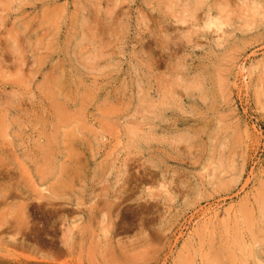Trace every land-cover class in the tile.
<instances>
[{"label":"rangeland","instance_id":"rangeland-1","mask_svg":"<svg viewBox=\"0 0 264 264\" xmlns=\"http://www.w3.org/2000/svg\"><path fill=\"white\" fill-rule=\"evenodd\" d=\"M202 1L0 0V264H264V0Z\"/></svg>","mask_w":264,"mask_h":264},{"label":"bare ground","instance_id":"bare-ground-1","mask_svg":"<svg viewBox=\"0 0 264 264\" xmlns=\"http://www.w3.org/2000/svg\"><path fill=\"white\" fill-rule=\"evenodd\" d=\"M6 1H7V0H6ZM203 1H205V0H203ZM203 1H202V2H203ZM224 1H226V0H224ZM244 1H245V0H244ZM253 1H254V0H252V2H253ZM262 1H263V0H262ZM226 2H227V1H226ZM247 2H248V1H247ZM250 2H251V0H250ZM252 2H251L252 7H254ZM198 3H199V2H198ZM261 3H262V2H261ZM205 4H206V3H205ZM220 4H221V3H220ZM249 4H250V3H249ZM254 4H255V2H254ZM258 4H259V2H258ZM194 5H195V4H194ZM194 5H193V6H194ZM196 5H197V3H196ZM199 5H200V4H199ZM203 5H204V4H203ZM203 5H202V6H203ZM221 5H222V4H221ZM243 5H244V4H243ZM247 5H248V3H247ZM247 5L245 6L246 8H247ZM188 6H190V5H188ZM219 6H220V5H218L217 8H220ZM248 6H249V5H248ZM255 6H257V5H255ZM186 7H187V6H186ZM195 7H196V6H195ZM195 7H194V8H195ZM200 7H201V6H200ZM227 7H228V6H227ZM250 7H251V6H250ZM252 7H251V8H252ZM187 8H188V7H187ZM223 8H224V7H223ZM242 8H243V7H242ZM257 8H258V7H257ZM197 9H198V8H197ZM199 9H200V8H199ZM249 9H250V8H249ZM255 9H256V7H255ZM260 9H262V8H260ZM262 10L264 11V8H263ZM189 11L191 12L192 9L189 10ZM199 11H200V10H199ZM218 11H219V10H218ZM220 11H221V10H220ZM248 11H249V10H248ZM250 11L252 12L253 9H251ZM185 12H186V11H185ZM190 12H189V13H190ZM196 12H197V11H196ZM221 12H222V11H221ZM254 12H255V11H254ZM256 12H257V11H256ZM258 12H259V11H258ZM187 13H188V12H187ZM192 13H193V12H192ZM192 13H190V15H191ZM222 13H223V12H222ZM252 13H253V12H252ZM209 14H210V13H209ZM220 14H221V13H220ZM220 14H219V15H220ZM242 14H243V13H242ZM249 14H251V13H248V15H249ZM259 14H260V13H259ZM188 15H189V14H188ZM194 15H195V13H194ZM197 15H198V14H197ZM231 15H233V14H231ZM254 15H255V14H254ZM195 16H196V15H195ZM221 16H222V15H221ZM251 16H252V18L254 17L253 14H252ZM251 16H250V17H251ZM257 16H258V15H257ZM190 17H191V16H190ZM210 17H211V16H210ZM167 18H168V17H167ZM192 18H193V17H192ZM165 19H166V18H165ZM189 19H190V18H189ZM193 19H194V18H193ZM193 19H192V20H193ZM195 19H196V18H195ZM184 20H185V19H184ZM192 20H191V21H192ZM186 21H187V19H186ZM189 21H190V20H189ZM164 22H166V21L164 20ZM184 22H185V21H184ZM184 22H183V23H184ZM166 23H167V22H166ZM166 23H165V24H166ZM197 23H198V22H197ZM211 23H212V22H211ZM163 24H164V23H163ZM178 24H179V22H178ZM206 24H209V23H205V25H206ZM212 24H213V23H212ZM54 25H55V24H54ZM188 25H189V24H188ZM190 25H191V24H190ZM213 25H214V24H213ZM213 25H211V26H213ZM251 25H252V24H251ZM186 26H187V25H186ZM206 26H207V25H206ZM206 26H205V27H206ZM211 26L209 27L210 29H211ZM252 26H253V25H252ZM192 27H193V26H192ZM248 27H249V26H248ZM171 28H172V27H171ZM178 28H179V27H178ZM193 28H194V27H193ZM207 28H208V27H207ZM209 28H208V29H209ZM218 28H220V27H218ZM176 29H177V28H176ZM176 29L174 28L175 31H176ZM212 29H213V28H212ZM165 30H166V28H165ZM180 30H182V29H180ZM180 30H179V31H180ZM197 30H198V29H197ZM197 30H196V31H197ZM192 31H193V30H192ZM205 31H206V29H205ZM209 31H210V30H209ZM209 31L207 30V32H209ZM167 32H168V31H167ZM172 33H173V32H172ZM174 33H176V32H174ZM180 33H182V31H180ZM193 33H194V32H193ZM183 34H184V33H183ZM186 34H187V33H186ZM188 34H189V33H188ZM185 37H186V36H185ZM189 39H190V38H189ZM189 39H188V40H189ZM189 41H190V40H189ZM186 47H187V46H186ZM61 117H62V116H61ZM60 121H61V120H60ZM65 121H66V120H65ZM4 133H5V132H4ZM225 169H226V168H225ZM63 170H64V169H63ZM50 171H51V170H50ZM228 171H229V170H228ZM46 177H47V175H46ZM42 178H43V177H42ZM59 178H60V177H59ZM57 185H58V184H57ZM252 236H253V235H252Z\"/></svg>","mask_w":264,"mask_h":264}]
</instances>
